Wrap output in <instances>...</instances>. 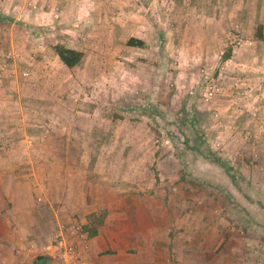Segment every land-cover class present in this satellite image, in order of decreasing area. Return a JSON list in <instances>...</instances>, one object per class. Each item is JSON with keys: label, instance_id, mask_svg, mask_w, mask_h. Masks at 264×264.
<instances>
[{"label": "rangeland", "instance_id": "rangeland-1", "mask_svg": "<svg viewBox=\"0 0 264 264\" xmlns=\"http://www.w3.org/2000/svg\"><path fill=\"white\" fill-rule=\"evenodd\" d=\"M105 1L106 36L81 38L67 0L0 12V154L22 157L42 212L40 238L10 223V242L0 229V264H60L47 247L72 224L85 234L81 264H264V51L247 53L246 1L187 0L185 36L182 0H130L121 20ZM201 28L222 46L204 64L193 61ZM58 44L81 45V64L67 68ZM60 178L123 196L137 214L123 221L131 242L89 255L100 228L123 225L108 212L82 222Z\"/></svg>", "mask_w": 264, "mask_h": 264}, {"label": "crops", "instance_id": "crops-1", "mask_svg": "<svg viewBox=\"0 0 264 264\" xmlns=\"http://www.w3.org/2000/svg\"><path fill=\"white\" fill-rule=\"evenodd\" d=\"M27 0H0V12H5L8 7L13 3H21L26 2ZM55 1V0H54ZM70 3L66 5V8L73 9L72 18L76 21H82V34L80 37L82 38L85 34L90 33V28H92L93 33H98L99 35L106 36L111 32L108 31L106 24L103 23L101 25V21L107 18L105 13L106 10V1L105 0H67ZM116 5L119 8L118 20L123 19V14L130 12V0H115ZM224 3L227 1L229 5L236 4V1L239 4L244 5L245 11L243 12V20L244 29L246 36L251 39L249 47H247V53L249 55L254 54V56H260L261 51H264V0H219ZM34 4H38L40 11H43L47 7H53V0H31ZM182 3V10L180 9V14L178 17V24H182V35L185 36L186 32V4L187 0L179 1ZM226 2V3H227ZM211 4V1L209 2ZM238 4V3H237ZM233 9V8H231ZM216 13V10H214ZM3 18L6 15H3ZM61 14V12H59ZM182 13V14H181ZM234 14L235 11H232ZM1 14V13H0ZM70 14V13H69ZM129 14V13H128ZM71 15V14H70ZM206 16L205 14H202ZM171 20V18H169ZM203 19V18H202ZM209 27L215 26L214 21H216L215 17H206L202 20ZM203 23V24H204ZM204 24V25H206ZM122 26V25H121ZM128 30H130L128 28ZM200 33V40L196 43L195 51H194V62H199L204 64L205 62H210L213 60L212 53L217 49H220V41L214 42L211 41L209 44V35L210 31L207 29H203ZM138 29H132L130 32L132 34H136ZM139 33V31H138ZM181 33V29L179 30ZM138 39L136 37H132ZM131 38V39H132ZM214 38V37H213ZM207 39V40H206ZM130 40V39H129ZM140 40V39H138ZM142 41V39H141ZM79 42V41H78ZM68 48L75 49L81 51L84 54L83 47L81 45L78 46H68L64 45ZM249 48V50H248ZM85 56V54H84ZM57 58H59L57 56ZM84 59V57H83ZM83 61V60H82ZM81 64V63H80ZM79 64V65H80ZM78 65V66H79ZM76 68V67H75ZM0 81V86H1ZM5 99L4 97H1ZM2 102V101H0ZM3 111V109H2ZM3 112H0V116H2ZM0 125L1 122H0ZM9 155L7 153L0 154V229H2L3 236H8V241L11 242V226H17L20 228L19 233L24 235L23 228H27L30 234H33L36 238H40L38 235L40 229V213L41 211L37 210V207L33 201V195L35 193L32 190L30 185V180L28 175L24 174V169L27 170L25 166H23L24 161L22 157H13V156H5ZM15 164V165H13ZM86 176V175H85ZM87 180L91 178L86 176ZM115 179V178H114ZM59 185L64 186V190L66 189L68 192L69 202L73 208V210L78 211L84 215L82 218V222H87V214L91 213H102L108 212L111 214H115V224L118 227L117 230H110L108 232H102V228L98 230V234L92 237L91 239V250L89 255H94L95 250H106V245L111 246L112 251H116L118 249H123L126 247L124 241H130L132 239V235L124 226V222L126 219L129 221L134 217L133 208L128 209L130 205L126 203L123 199V196L116 195V190L112 192V190L100 188L99 185H95L90 181L81 180L74 181L69 179L60 178ZM61 190V188H59ZM73 191L74 195L71 194ZM71 194V195H70ZM106 197V198H105ZM138 204V203H137ZM132 211V214L129 215L127 212ZM137 215V214H135ZM131 217V218H130ZM112 217H109L107 222L111 221ZM134 219V218H133ZM137 220V217L135 218ZM124 221V222H123ZM12 223V224H10ZM15 226V227H16ZM29 235V234H28ZM29 237V236H28ZM124 238V239H123ZM31 239V238H30ZM29 240V238H28ZM113 251V252H114ZM119 251V250H118ZM119 253H122L121 251ZM113 264H128L124 262L122 259L116 260Z\"/></svg>", "mask_w": 264, "mask_h": 264}, {"label": "built area", "instance_id": "built-area-1", "mask_svg": "<svg viewBox=\"0 0 264 264\" xmlns=\"http://www.w3.org/2000/svg\"><path fill=\"white\" fill-rule=\"evenodd\" d=\"M76 237L74 242H70V238ZM85 237L83 232H79V228L72 224L65 232L64 228L54 234L52 242L49 244V255L60 264H81L80 246L81 240ZM49 264V263H47Z\"/></svg>", "mask_w": 264, "mask_h": 264}, {"label": "trees", "instance_id": "trees-1", "mask_svg": "<svg viewBox=\"0 0 264 264\" xmlns=\"http://www.w3.org/2000/svg\"><path fill=\"white\" fill-rule=\"evenodd\" d=\"M128 44L130 46L134 47H142L144 45V42L135 38H132L128 41ZM54 51L56 55L59 57L60 61L69 69H73L77 67L83 60L84 54L81 51L68 48L64 45L58 44L54 46ZM210 159V158H209ZM216 163H220L219 159H210ZM222 164V163H220ZM233 176V175H230ZM233 178V177H232ZM236 186L238 189H241L239 182L233 178Z\"/></svg>", "mask_w": 264, "mask_h": 264}]
</instances>
